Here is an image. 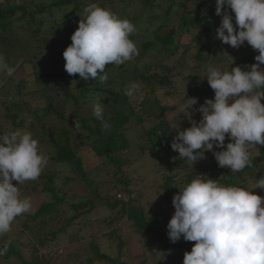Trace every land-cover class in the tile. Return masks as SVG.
I'll use <instances>...</instances> for the list:
<instances>
[{"label":"trees","instance_id":"obj_1","mask_svg":"<svg viewBox=\"0 0 264 264\" xmlns=\"http://www.w3.org/2000/svg\"><path fill=\"white\" fill-rule=\"evenodd\" d=\"M136 1L145 3L149 8L148 12L147 9L143 12L142 22L158 23L155 29H146L142 34H151L153 38L141 43L145 54L155 49L151 62L142 68L137 66L134 58L116 67L106 65L108 79L104 82L99 78L81 80L78 74L69 75L64 68L62 53L71 44L70 37L78 27L83 9L96 3L102 8H110L121 18H127L136 28L130 36L134 41L139 36L137 27L141 21L137 22L140 18L135 12L125 13V8L132 7ZM166 1L168 6L163 4L164 0H0V55L14 69L12 75L0 71V113L7 122L0 126V134L16 130L31 132L38 140L41 152L47 156V161L55 166L67 167L70 171L63 178L66 187L62 189L54 185L58 177L56 170L41 172L36 180L17 185L22 195H35L37 190H41L49 194L50 199L29 213L22 224L35 243L30 246V258L25 259L21 248L8 241L7 234H3L0 249L7 247V251L0 256L1 259L14 258L20 264H50L47 259L50 253L39 257V248L49 247L48 244L66 234L74 222L86 217L97 205H102L109 212L119 213L105 219V225L111 226L117 218L124 219L132 233L142 238L148 237L149 241L143 240V248L155 247L154 251L149 252L150 259L144 258L140 264L163 262L168 258L179 262V252L191 251L195 243L185 241L183 237L173 243L167 235L166 226L175 211L172 197L179 189L197 175H204L206 177L202 178L214 179L224 185L243 186L248 180L258 185L264 181V148L258 155H252L251 166L240 172L218 166L213 152L223 149L215 146L212 152L207 153L209 157L204 152L203 158L193 165L179 157L177 151L172 158L174 150L171 143L177 129L167 122L166 113L170 108L161 103L158 93L162 88L172 87V78L179 77L185 82L196 80V85L187 83L185 99L195 97L197 104L193 107L198 109L203 104V98L213 97L214 90L206 77L200 78L197 71L211 65V62L220 61L216 56L223 42L216 36L221 17L211 7L214 0ZM155 2L162 9L161 16L154 11L157 7ZM68 9L71 17L63 14L58 19H49L54 18L53 12ZM44 14L50 16L46 21H52L48 27L42 17ZM229 14L234 15L230 9ZM191 50L194 51L192 56ZM191 61L195 63L194 68ZM19 62L31 67L24 65L23 70L19 71L16 69ZM254 63L258 62L252 55L243 54L231 68L240 66L242 70H247ZM186 71H196V74L190 79ZM132 85L136 87L132 88ZM170 97H174L172 91ZM100 101L105 105L103 120L93 112L94 104ZM30 103L39 104V108H33ZM261 103L264 104V99ZM196 112L192 120L198 121L201 113ZM146 121L150 122L149 128L143 126ZM175 125L181 127L180 130L191 126L189 121L184 127L183 121ZM133 128L139 130L135 134L137 137L128 138L126 132ZM228 142L231 141L226 135L225 145ZM141 149L162 161L168 171L159 186L160 198L155 195L153 205L149 202L146 207L132 204L133 192L129 190L131 181L122 170V166L130 164L128 156L137 157ZM88 155L101 160L102 167L110 166L112 175L116 177L115 181L110 179L107 182L113 185L105 189L111 191L105 197L99 195L93 180L84 171ZM257 191L264 195V189L258 187ZM118 195L126 197V201L118 199ZM119 232L121 228H113L101 236L116 244V257L102 252L98 242L93 239L88 245L85 264H126L121 260L125 243Z\"/></svg>","mask_w":264,"mask_h":264},{"label":"clouds","instance_id":"obj_2","mask_svg":"<svg viewBox=\"0 0 264 264\" xmlns=\"http://www.w3.org/2000/svg\"><path fill=\"white\" fill-rule=\"evenodd\" d=\"M215 14L221 17L217 38L234 48L246 41L258 51L254 57L258 63L247 70L210 66L206 79L214 98L195 109L201 113L198 122L189 116L190 127H176L171 148L191 165L214 146L222 148L213 152L218 166L240 172L251 166V149L264 145V0H215ZM135 31L127 18L96 3L88 5L70 37L71 44L62 53L66 72L78 74L81 80L106 81V65L119 66L138 55L130 39ZM0 71L14 72L3 55ZM196 104L195 97L189 98L180 113L188 116ZM104 106L101 101L93 106L100 120ZM226 135L231 142L225 145ZM46 164L47 156L31 132L0 134V235L9 232L14 220L32 208L29 198H20L17 185L36 180ZM202 177L206 176L197 175L172 197L175 211L166 226L170 241L183 237L195 242L191 251L184 253L182 264H264V197L252 193L253 188ZM256 187L264 189V181ZM6 251L7 247L0 249V256Z\"/></svg>","mask_w":264,"mask_h":264},{"label":"rangeland","instance_id":"obj_3","mask_svg":"<svg viewBox=\"0 0 264 264\" xmlns=\"http://www.w3.org/2000/svg\"><path fill=\"white\" fill-rule=\"evenodd\" d=\"M165 5H169L166 0H164ZM155 5L157 7L154 8V11L157 13L158 16H161L162 9L158 8V3L155 2ZM109 8V6H107ZM215 10V0L212 2L211 6ZM110 9V8H109ZM147 9V6L145 3H141L136 1V3L132 7L125 8V13H136V15L140 18L137 22L141 21L139 23L137 30L139 31V36H137L134 40V43L136 44L138 48V55L134 56L132 59L137 64L139 68H142L147 63L151 62L152 56L155 55V49L149 54L143 53V49L141 48V43L152 41V35L149 34L147 36H143V32L146 29H149V31L155 29L158 26L157 22L152 23H143V12H145ZM120 12L121 9H117ZM69 9L62 11H55L53 12L54 18H49L50 20L58 19L59 17L65 16L71 17L69 13ZM149 11V8L147 9V12ZM69 14V15H68ZM40 17V16H38ZM44 19L45 26L48 27L49 23L52 21H46L48 17H50L48 14L42 15ZM136 22V23H137ZM1 48V46H0ZM192 51V50H191ZM194 51L191 52L190 56H192ZM253 53V54H252ZM252 55L253 58L258 55V51L254 50L246 41L238 48H234L228 44L222 43L219 46V49L217 51V56L220 61L211 62V65H206L202 67L199 71V77L205 78L207 76V69L210 66L218 67L222 70H230L233 64L243 55ZM139 56V57H138ZM191 66L194 68L195 63L194 61H191ZM28 63V62H27ZM36 63V61H35ZM24 65L22 62H19L16 66V69L19 71H22L24 68ZM27 68H30V64H26ZM115 66L116 65H112ZM261 67H264L263 65ZM188 77L191 79L192 76L196 74V71H186ZM18 76V75H17ZM20 76V75H19ZM170 82L172 83V87L170 88H162L160 93H158V96L160 98V101L163 105L169 106V112L166 113V120L169 123L171 127H177L175 123L178 121H183L184 126H186L187 122L190 118H194L197 114L195 111V108L192 106V109L188 110L189 115L187 116V113H180L184 107L185 104L188 103V100L185 99L186 94V86L187 83L194 84L198 81L191 80L190 82H185L182 80V78H172L170 79ZM173 92L174 97H170V92ZM214 95L212 98L213 99ZM206 98H203V104L205 102ZM30 105L33 108H39V104L30 103ZM2 113H0L1 115ZM199 121V120H198ZM197 121V122H198ZM6 121L3 118V115H1L0 118V126L6 125ZM144 128H149L150 122L146 121L143 123ZM179 130L181 127H178ZM138 128H133L130 131L126 132V135H128V138H135L137 137L135 134H138ZM177 134V130H176ZM131 140V139H130ZM141 140V139H140ZM132 141V140H131ZM257 148L251 149V155H258L259 152L264 148V145H257ZM218 150V149H217ZM221 150V148H220ZM145 150L141 149L139 151V155L137 157H129V163L127 165L122 166V170L124 171V174L128 175L127 177L130 179L131 184L129 185V190L133 192V197L131 198L132 204L146 207L147 204H150L155 202V195H159L160 198V192H159V186L163 182L164 176H167L168 171L165 167H163L162 161L155 159L149 155V153L145 154ZM206 155L210 151H205ZM177 155V152L174 151V153L171 155L172 158ZM127 156V155H125ZM209 157V155L207 156ZM87 168L84 169L85 173L89 175L90 179L93 180V185L96 188V190H99V195L101 197L107 196V194H111V191L108 192L105 189L113 185V183H107L110 179L111 181H115V176L112 175L111 170L109 167H102V161L97 160L93 158V156L88 155L87 156ZM57 171L58 177L54 180V185L57 186V188L62 189L65 188L64 186V176H67L70 174V171L67 167L62 166H55L53 163L47 161L46 166L42 170V173L46 172H52ZM96 170V171H95ZM97 170H99L97 172ZM107 173V174H106ZM74 175V174H73ZM126 175H123L125 177ZM180 175V174H179ZM75 177V176H74ZM103 181V182H102ZM78 186V185H77ZM76 186V187H77ZM244 187L247 188H253L251 189L252 193L260 195L264 197L263 194L260 193V191H257L258 187L257 184H255L253 181L248 180L247 182L243 183ZM75 186H73L74 189ZM256 187V188H254ZM19 189L20 198L23 199L25 197L29 198L31 200L32 208L30 211L18 216L14 222L11 224L10 231L5 233L7 234V240L13 241L14 244L19 246L21 249V253L24 256L25 259H29L32 255L31 253V245H35L33 242V238L31 237L30 233L23 229L22 224L25 221V217L35 211L39 205L42 202L48 201L50 199L49 194L42 193L41 190H37V193L35 195L33 194H26L22 195L20 192L21 189ZM69 189V188H68ZM71 189V187H70ZM260 189V188H259ZM105 190V191H104ZM257 191V192H256ZM256 192V193H255ZM118 193V191H116ZM178 193V192H177ZM176 193V194H177ZM118 198V197H117ZM121 198L118 199H122ZM139 198V199H138ZM122 200L126 201V197H124ZM164 203V202H163ZM162 203V205H163ZM161 206V205H160ZM147 208H151V206H148ZM119 214L118 211L115 212H109V210L106 208V206L97 205V207L89 213L86 217L81 219L80 221L74 222L68 229L66 234H63L60 236L56 241H52L48 244L49 247L47 248H39L37 255L40 257L43 254H47V259L51 262L50 264H85L86 258H87V252H88V245L90 242L95 239L100 247V250L107 255H110L112 257L117 256V248L116 244L113 242H109L105 238H101V236L105 233H108L111 231V229H119L121 228V232L118 234L122 235V238L124 240V247L121 252V260L122 262L126 264H140V261L144 258H149L150 255L149 252L154 251L155 247H151L148 249V247L143 248V240H148V237H140L132 233L131 228L129 226V223L125 221L124 219L117 218L111 226L105 225L104 220L107 218H113L115 215ZM158 217L160 215L158 214ZM4 236L0 235V244L3 243ZM185 251H180L178 260L179 262H175L176 260H173L168 258L163 262H160V264H182L180 262L181 259H183ZM52 255H55L53 257ZM57 255L59 257H57ZM77 256V257H76ZM175 257V256H173ZM54 258V259H53ZM57 258V259H56ZM159 260V259H158ZM0 264H20L16 259L10 258L9 260H3L0 258ZM98 264V263H96ZM151 264V263H149Z\"/></svg>","mask_w":264,"mask_h":264}]
</instances>
